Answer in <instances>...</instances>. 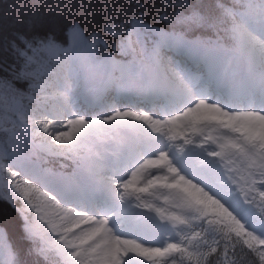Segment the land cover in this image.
I'll return each mask as SVG.
<instances>
[{"label":"snow or ice","instance_id":"6c2138e0","mask_svg":"<svg viewBox=\"0 0 264 264\" xmlns=\"http://www.w3.org/2000/svg\"><path fill=\"white\" fill-rule=\"evenodd\" d=\"M82 7L0 0V264H264V0Z\"/></svg>","mask_w":264,"mask_h":264},{"label":"trees","instance_id":"16d2710c","mask_svg":"<svg viewBox=\"0 0 264 264\" xmlns=\"http://www.w3.org/2000/svg\"><path fill=\"white\" fill-rule=\"evenodd\" d=\"M70 3L82 5L76 11H87L88 5L102 4L104 0H69ZM94 10V9H93ZM0 225L7 227L9 242L12 244L20 243V220L16 212L3 202H0Z\"/></svg>","mask_w":264,"mask_h":264}]
</instances>
